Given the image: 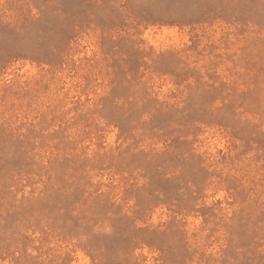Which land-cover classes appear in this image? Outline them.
<instances>
[{
	"label": "rangeland",
	"instance_id": "374dc122",
	"mask_svg": "<svg viewBox=\"0 0 264 264\" xmlns=\"http://www.w3.org/2000/svg\"><path fill=\"white\" fill-rule=\"evenodd\" d=\"M0 264H264V0H0Z\"/></svg>",
	"mask_w": 264,
	"mask_h": 264
}]
</instances>
